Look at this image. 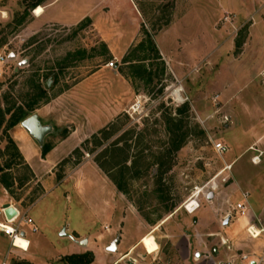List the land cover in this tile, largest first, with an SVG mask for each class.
Masks as SVG:
<instances>
[{
    "label": "rangeland",
    "instance_id": "374dc122",
    "mask_svg": "<svg viewBox=\"0 0 264 264\" xmlns=\"http://www.w3.org/2000/svg\"><path fill=\"white\" fill-rule=\"evenodd\" d=\"M24 1H1L2 108H26L51 78L29 116L62 130L47 153L37 143L32 167L10 142L18 147L22 122L3 127L0 164L11 168L1 176L14 189L0 190L38 223L26 228L45 245L41 259L86 240L93 264L260 260L264 235L247 228L264 224V0H62L47 16ZM91 8L75 25L48 20ZM218 141L227 153H216ZM246 192L244 215L234 206ZM67 224L72 241L57 229Z\"/></svg>",
    "mask_w": 264,
    "mask_h": 264
},
{
    "label": "crops",
    "instance_id": "0c3cea01",
    "mask_svg": "<svg viewBox=\"0 0 264 264\" xmlns=\"http://www.w3.org/2000/svg\"><path fill=\"white\" fill-rule=\"evenodd\" d=\"M1 1L2 0H0V11L2 13H7L8 11L6 10V7H4L5 5L2 4ZM8 1L10 2V4H14V3H18V1L22 2L23 0H8ZM61 1L62 0H53L51 3L47 4L45 7V12H44L45 16H47L50 8L57 6ZM88 1L90 4L94 2V0H88ZM90 4H89V8H90ZM92 11H93V8H91V10L83 11V13L81 15H78V16L73 15L74 17L71 18L72 20L69 18L65 19V20L64 19L63 20L48 19V20L52 23H58V24H62V25H75V24H78L79 22H81L87 16L89 17V15L92 14ZM22 129L21 130L19 129L20 132H18L19 130L15 132L17 134L14 136V139L15 140L17 139V141L19 143L18 147H19L22 155L25 156V159L27 160V162L33 167V166H35V164H34L35 159L34 158L37 156V152L35 154V151L38 150L39 146L37 145L36 140H34V138L29 134V132L23 126H22ZM58 134H52V135H58ZM2 188L7 189L5 187V185L0 181V189H2ZM3 195H4L3 191L0 190V208L2 206H5V205L13 204V206L16 207L21 214L22 212L17 207V205H15L13 202H6ZM28 216L29 217H27V218L32 219V223L24 224L23 228L26 232V240L30 241L29 249L27 251H24V250L13 247L11 238L7 234L0 232V264H12L11 261H13V262L18 261L19 264H53L52 263L53 261H56V260L62 258L63 256L86 253L83 250H81L80 246H82V245H80L79 242H69V244L67 246H65V248H63V249L57 248L55 251L51 250L52 253L48 250L44 251L43 256L45 259L44 258L41 259V257L39 256V251L41 250V248H44L45 245L42 244V242H32V240L29 237H27L28 231H27L26 226H32L33 230L35 232L39 231V226L37 225L38 223L35 222V219H33V217L30 216V214H28ZM0 221L5 222L6 221L5 217L0 215ZM41 223H42V221H41ZM57 229L59 232L61 230H63L62 233L65 232L66 238L71 239V241L73 240V238H77L78 233H76V235L75 234L69 235L68 224L66 226L61 225ZM137 244L139 245V243H134L132 245V247H130V252L132 249H135L137 247ZM189 244H190V246H193V244H191V243H189ZM91 250L94 251L93 249H91ZM127 255L128 254L125 253V254H123L122 257L127 256ZM197 255H199V254L197 253ZM245 263H246V261L241 262V264H245Z\"/></svg>",
    "mask_w": 264,
    "mask_h": 264
},
{
    "label": "trees",
    "instance_id": "16d2710c",
    "mask_svg": "<svg viewBox=\"0 0 264 264\" xmlns=\"http://www.w3.org/2000/svg\"><path fill=\"white\" fill-rule=\"evenodd\" d=\"M47 0H25V3H28L30 5H26V11L30 10V8H36L40 5H42ZM153 49H155V53L158 56V51L155 46H153ZM143 61V60H142ZM48 90L44 88L41 84L36 85V93L35 96L31 99L30 102H28L26 108L23 106L18 105L16 101L8 102L7 107L2 108V100L0 98V130L4 127L5 133L8 132L11 128L17 126L19 123H21L24 119L29 117L30 112H34L40 103V101L43 98H48ZM5 99H7V95L5 96ZM9 117V118H7ZM186 137V135H182L178 142L176 141L174 150H177L181 147V144L183 142V139ZM10 142L12 143L13 148L15 151L21 155L19 148L15 144L14 140L10 139ZM50 150V147L48 144H44L43 151L44 153H47ZM163 165V164H162ZM11 168V165H7V167L1 166L0 164V181L5 185L7 189L13 190L14 189V182L5 180L2 178V174ZM119 186L123 188V184L121 181L117 182ZM91 253H82V254H73L67 256L66 260L68 264H93L94 260L93 257H91Z\"/></svg>",
    "mask_w": 264,
    "mask_h": 264
},
{
    "label": "built area",
    "instance_id": "2783aa9c",
    "mask_svg": "<svg viewBox=\"0 0 264 264\" xmlns=\"http://www.w3.org/2000/svg\"><path fill=\"white\" fill-rule=\"evenodd\" d=\"M4 61H6L5 57L0 56V62H4ZM109 65L111 67H116V63L114 61L109 63ZM213 149L219 155H223L229 151V147L227 146V144H225L221 141L214 142L213 143ZM258 161L260 162V156L256 155L253 159V162L258 163ZM231 167H232V165H229L225 168V170L226 169L230 170ZM226 181H228V178L226 179ZM249 198H250V194L248 192L243 193V200L241 202H238L234 206V210L236 212L244 214V215L248 214L251 211V208H250L249 203H248ZM9 206H13V204L5 205V206H2L0 208V215L4 216L6 219L5 222L0 221V232L7 234L11 238L13 247L27 251L29 249V246H30V241L28 240V245L26 247H22V246L17 245V239L20 237L26 239V232L23 228V225L28 224V223H32V219L27 218L25 216H22V214H20L18 209L14 206L13 207L16 208V210H17V215L11 219L8 218L7 214H6V210ZM199 207H200V202L197 201L196 206H194L193 210H188L189 204L186 205V210L192 214V213L196 212V210L199 209ZM247 232L252 238H259V237L264 235V224H262L261 221H259V223H251L247 228ZM157 251H158V249L153 251V252L148 251V254L153 255ZM246 260L250 264H253L254 260L249 259L248 256L243 257V261H246ZM255 262H256V264H264V256H261L260 260H257ZM115 264H117V263H115ZM225 264H238V263L230 261V262L225 263Z\"/></svg>",
    "mask_w": 264,
    "mask_h": 264
},
{
    "label": "water",
    "instance_id": "95a60500",
    "mask_svg": "<svg viewBox=\"0 0 264 264\" xmlns=\"http://www.w3.org/2000/svg\"><path fill=\"white\" fill-rule=\"evenodd\" d=\"M51 84H52V79L49 78L45 83V88L49 89L51 87ZM21 125L29 132V134L34 138V140H36V142L40 146H44L46 142V138L49 135L58 134L61 131V129H56L53 124H44L40 119L39 115L36 113L24 119ZM6 214L7 217L11 219L17 215V210L13 206H9L6 210ZM229 221L230 218H227L224 223L228 224ZM62 234L64 236L66 235L65 232ZM79 243L82 246H86L87 244L86 240L79 241ZM115 248H116V242L112 244V250H115ZM253 264H256V262L254 261Z\"/></svg>",
    "mask_w": 264,
    "mask_h": 264
},
{
    "label": "bare ground",
    "instance_id": "6f19581e",
    "mask_svg": "<svg viewBox=\"0 0 264 264\" xmlns=\"http://www.w3.org/2000/svg\"><path fill=\"white\" fill-rule=\"evenodd\" d=\"M44 12H45V8L42 5L36 7V9H35V14L37 16H41ZM180 91H181V89H178V90L176 89L175 94L178 97V99L182 100V96L180 94ZM194 206H196V205H194ZM194 206L193 205L189 206L190 208H188V210H193ZM17 245L18 246H22V247H26L28 245V241L25 238H21L20 237V238L17 239Z\"/></svg>",
    "mask_w": 264,
    "mask_h": 264
}]
</instances>
